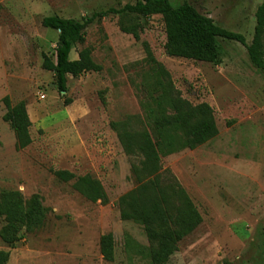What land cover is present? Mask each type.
<instances>
[{
  "label": "rangeland",
  "instance_id": "374dc122",
  "mask_svg": "<svg viewBox=\"0 0 264 264\" xmlns=\"http://www.w3.org/2000/svg\"><path fill=\"white\" fill-rule=\"evenodd\" d=\"M138 0H0V192L38 195L47 210L39 229L21 232L13 247L0 238L7 264H149L127 254L129 237L148 242L141 226L122 221L118 198L130 191L133 159L118 143L110 122L142 115L141 76L150 71L142 43L170 74L183 99L207 103L214 111L218 135L194 149L161 159L187 192L191 206L173 222L177 251L167 264H264V77L236 42L219 41L221 64L171 58L164 53L160 16L134 17L140 40L122 33L117 16L96 20L73 39L70 59L90 48L99 73L67 76L61 94L53 74L42 68L46 55L55 61L57 32L45 17L79 20L93 12L119 9ZM188 3L221 28L250 43L255 11L262 0H169ZM123 23L128 24L127 19ZM264 44V43H263ZM8 97L24 102L31 144L16 151L14 135L2 117ZM70 100L69 105L65 101ZM98 180L108 203H91L57 180L54 171ZM3 222L0 220V230ZM111 233L112 262L102 259L99 239Z\"/></svg>",
  "mask_w": 264,
  "mask_h": 264
},
{
  "label": "trees",
  "instance_id": "16d2710c",
  "mask_svg": "<svg viewBox=\"0 0 264 264\" xmlns=\"http://www.w3.org/2000/svg\"><path fill=\"white\" fill-rule=\"evenodd\" d=\"M117 16L122 33L140 40V25L131 21L134 17L160 16L164 24V53L171 58L221 64L219 41L241 44L247 50L250 63L264 77V0L255 11V27L250 43L239 33L216 25L210 18L201 15L188 3L173 5L169 0H138L119 9L108 8L83 16L79 20L45 17L44 28L57 32L55 61L43 57L42 68L53 74L59 92H67V76L102 71L95 63L90 48L70 59L73 39L96 20ZM127 19L128 24L123 23ZM145 59L143 63L150 71L141 76L139 93L142 115L129 116L122 121L110 122L123 153L133 159L130 180L134 187L121 195L117 201L122 221L133 222L142 227L148 246L143 247L126 237L124 250L147 259L149 264H167L177 251L173 222L191 206V199L167 170L162 169L161 159L184 150H194L215 139L218 135L214 111L207 103L193 105L182 98L173 86L170 74L156 61L147 43H142ZM6 112L2 117L14 135L16 151L27 148L31 122L24 102L12 105L8 97L2 100ZM70 100L65 101L69 105ZM61 182H72V189L91 203H108L101 183L90 175L75 176L68 171H54ZM47 210L38 195L24 199L19 191L0 192L1 240L13 247L21 240V232L31 233L42 227ZM102 259L112 262L114 240L111 233L99 239ZM9 253L0 251V264H7Z\"/></svg>",
  "mask_w": 264,
  "mask_h": 264
},
{
  "label": "water",
  "instance_id": "95a60500",
  "mask_svg": "<svg viewBox=\"0 0 264 264\" xmlns=\"http://www.w3.org/2000/svg\"><path fill=\"white\" fill-rule=\"evenodd\" d=\"M61 94H64V92H61Z\"/></svg>",
  "mask_w": 264,
  "mask_h": 264
}]
</instances>
